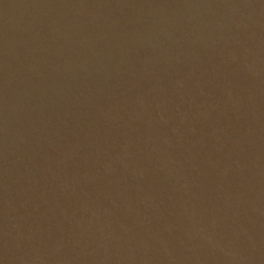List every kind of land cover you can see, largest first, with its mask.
Listing matches in <instances>:
<instances>
[{
    "label": "water",
    "instance_id": "95a60500",
    "mask_svg": "<svg viewBox=\"0 0 264 264\" xmlns=\"http://www.w3.org/2000/svg\"><path fill=\"white\" fill-rule=\"evenodd\" d=\"M0 264H264V0H0Z\"/></svg>",
    "mask_w": 264,
    "mask_h": 264
}]
</instances>
